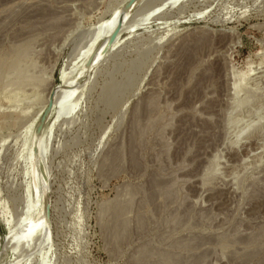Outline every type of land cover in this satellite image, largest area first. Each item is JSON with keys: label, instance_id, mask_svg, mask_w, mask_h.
<instances>
[{"label": "rangeland", "instance_id": "1", "mask_svg": "<svg viewBox=\"0 0 264 264\" xmlns=\"http://www.w3.org/2000/svg\"><path fill=\"white\" fill-rule=\"evenodd\" d=\"M128 2L0 0V264H264V0Z\"/></svg>", "mask_w": 264, "mask_h": 264}, {"label": "bare ground", "instance_id": "2", "mask_svg": "<svg viewBox=\"0 0 264 264\" xmlns=\"http://www.w3.org/2000/svg\"><path fill=\"white\" fill-rule=\"evenodd\" d=\"M135 2V0H131L130 2H129V4L128 5H126V6H129V5H131V4H133ZM134 5V4H133ZM118 20L119 19H115L114 18V20H113V22H112V25L113 26H115L116 25V23L118 22ZM114 38V37H113ZM113 38L111 39V40H109V43H111L112 42V40H113ZM105 46H106V43H104V45H103V49L105 48ZM92 59H93V57H91V61H92ZM91 64V63H90ZM90 64H89V66H90ZM62 80V79H61ZM79 80L80 79H76V82L74 83V84H72V85H70V84H66V83H63L61 86H57V87H53V103H52V108H51V111H50V113H49V116L52 114V113H54L55 114V112L57 113V109H58V107H59V101H60V99H62L64 96H66L70 91H72V90H75V89H77L78 87H79V85L81 84L80 82H79ZM63 81V80H62ZM68 83H69V81H68ZM73 83V82H72ZM58 87L60 88V90H59V92H58V94H57V89H58ZM52 90V89H51ZM51 92V91H50ZM49 102V101H48ZM48 104V103H47ZM49 123V122H48ZM48 123H47V125H48ZM46 125V126H47ZM45 126V127H46ZM44 130V129H43ZM43 132V131H42ZM42 132H41V135H42ZM41 135L39 136V138L41 137ZM41 198H40V201H39V203L40 204H38V206L36 207V209L34 210V214H32V219H33V221H34V219L35 218H40V219H38L39 221L38 222H40V221H42V213H41ZM44 226H45V223H44ZM43 226V228H44V230H45V227ZM46 231V230H45ZM15 249V247H13V250Z\"/></svg>", "mask_w": 264, "mask_h": 264}, {"label": "water", "instance_id": "3", "mask_svg": "<svg viewBox=\"0 0 264 264\" xmlns=\"http://www.w3.org/2000/svg\"><path fill=\"white\" fill-rule=\"evenodd\" d=\"M130 1H131V0H129V2H130ZM129 2H128V4H129ZM120 22H121V18H119V20H118V22L116 23L115 27H114L113 30L111 31L110 36H109V39H108L107 42H106V45L110 44V43H108V42H109V40H111V39L114 37L116 30L119 28Z\"/></svg>", "mask_w": 264, "mask_h": 264}]
</instances>
